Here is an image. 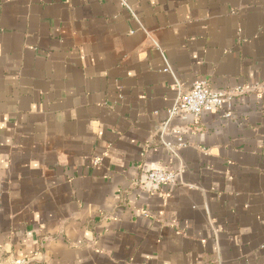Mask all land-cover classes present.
Masks as SVG:
<instances>
[{
  "label": "crops",
  "instance_id": "obj_1",
  "mask_svg": "<svg viewBox=\"0 0 264 264\" xmlns=\"http://www.w3.org/2000/svg\"><path fill=\"white\" fill-rule=\"evenodd\" d=\"M126 2L0 0V264H264L263 91L168 114L264 86V0Z\"/></svg>",
  "mask_w": 264,
  "mask_h": 264
},
{
  "label": "built area",
  "instance_id": "obj_2",
  "mask_svg": "<svg viewBox=\"0 0 264 264\" xmlns=\"http://www.w3.org/2000/svg\"><path fill=\"white\" fill-rule=\"evenodd\" d=\"M123 5H126V0H121ZM262 90L264 86L252 84L250 86L238 87L234 90L213 89L209 82L204 78L197 79L191 86L190 90L185 94L180 95L173 106L168 108L169 117L192 115L197 122L203 112H222V119L232 118V107L235 98L248 91ZM169 120H165L160 124V132L164 134L169 129ZM181 144H183L182 139ZM164 145L174 151V146L171 142H165ZM99 158L94 160V163H99ZM183 182V170H168L166 168H153L146 177L141 181V184L148 190H157L165 184H180ZM11 264H30L29 258H19L11 262Z\"/></svg>",
  "mask_w": 264,
  "mask_h": 264
}]
</instances>
